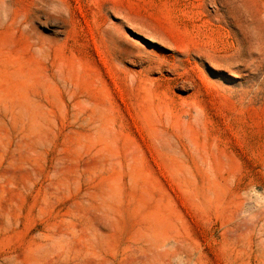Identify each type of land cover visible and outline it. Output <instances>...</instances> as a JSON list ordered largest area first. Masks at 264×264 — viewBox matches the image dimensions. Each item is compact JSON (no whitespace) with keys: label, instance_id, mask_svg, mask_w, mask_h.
<instances>
[{"label":"rangeland","instance_id":"1","mask_svg":"<svg viewBox=\"0 0 264 264\" xmlns=\"http://www.w3.org/2000/svg\"><path fill=\"white\" fill-rule=\"evenodd\" d=\"M263 209L264 0H0V264H264Z\"/></svg>","mask_w":264,"mask_h":264},{"label":"bare ground","instance_id":"2","mask_svg":"<svg viewBox=\"0 0 264 264\" xmlns=\"http://www.w3.org/2000/svg\"><path fill=\"white\" fill-rule=\"evenodd\" d=\"M204 56L207 57L208 59H212L211 56L208 54ZM165 255H167V251L161 253V256L157 258V262H159L160 264H169V262L167 261V257H165Z\"/></svg>","mask_w":264,"mask_h":264}]
</instances>
